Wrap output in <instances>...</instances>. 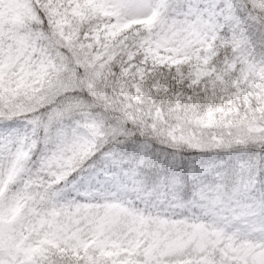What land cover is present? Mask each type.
Here are the masks:
<instances>
[{
	"label": "snow or ice",
	"instance_id": "obj_1",
	"mask_svg": "<svg viewBox=\"0 0 264 264\" xmlns=\"http://www.w3.org/2000/svg\"><path fill=\"white\" fill-rule=\"evenodd\" d=\"M0 264H264V0H0Z\"/></svg>",
	"mask_w": 264,
	"mask_h": 264
}]
</instances>
